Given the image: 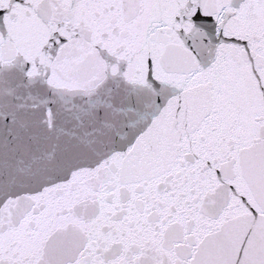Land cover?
Listing matches in <instances>:
<instances>
[{"label": "water", "instance_id": "obj_1", "mask_svg": "<svg viewBox=\"0 0 264 264\" xmlns=\"http://www.w3.org/2000/svg\"><path fill=\"white\" fill-rule=\"evenodd\" d=\"M0 264H264V0H0Z\"/></svg>", "mask_w": 264, "mask_h": 264}]
</instances>
